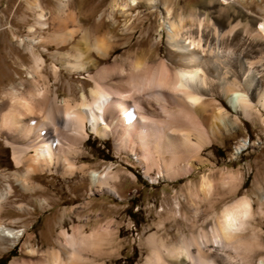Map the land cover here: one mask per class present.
I'll use <instances>...</instances> for the list:
<instances>
[{
	"label": "rangeland",
	"instance_id": "rangeland-1",
	"mask_svg": "<svg viewBox=\"0 0 264 264\" xmlns=\"http://www.w3.org/2000/svg\"><path fill=\"white\" fill-rule=\"evenodd\" d=\"M124 1L0 0V104L3 89L29 84L33 56L40 57L39 71L59 100L80 101L82 95L89 98L92 70H74L61 63L63 54L74 52L72 46L78 43L81 31H98L109 42L105 55L98 54L97 49L91 51L99 65L115 60L126 66L128 57H147L149 61L165 57L168 21L183 15L185 24L194 25L190 13L205 16L206 41H215L213 26L221 30L223 64L213 61V66L222 71L226 63L230 69L220 77L239 83L241 75L234 72L233 60L239 54L253 60L257 85H264V36L256 32L264 20V0H160L171 9L170 18H162L146 0H136L122 14L117 4ZM60 5L64 14L57 13ZM40 11L45 17L42 27L37 23ZM106 23L114 27L112 32H107ZM207 57L213 59L212 55ZM211 78V90L204 96L207 112L221 106L228 128L204 148L196 160L197 167L173 180L155 170L148 178L133 157L116 151L111 136L102 138L92 132L71 157L77 167L72 173L60 164L26 170L25 163L18 166L13 161L7 136L0 129V224L19 234L14 241L0 236V264L25 256L29 248L41 250L55 245L54 238L62 228L70 232L79 224L89 233L105 223L110 226L111 242L102 246L106 254L99 255L96 263L141 264L149 253V234L167 245L176 244L180 235L209 232L222 207L239 196L251 204L245 232H256L264 244V109L254 105L250 118L234 113L218 95L221 88L214 71ZM240 88L244 89L242 85ZM250 97L254 99V93ZM239 145L242 148L237 149ZM104 172L112 174L109 184L116 194L96 190L98 182L92 174L102 178ZM202 176L210 181L206 189L198 187ZM189 201L195 210L189 209ZM261 255L264 251L254 256Z\"/></svg>",
	"mask_w": 264,
	"mask_h": 264
},
{
	"label": "bare ground",
	"instance_id": "bare-ground-1",
	"mask_svg": "<svg viewBox=\"0 0 264 264\" xmlns=\"http://www.w3.org/2000/svg\"><path fill=\"white\" fill-rule=\"evenodd\" d=\"M136 3V0L135 3L126 0L117 4V8L124 14L130 5ZM146 5L158 10L162 18L171 17V9L165 1L146 0ZM58 10L57 13H61L62 7H58ZM113 13L110 11L109 15L113 17ZM37 16V23L44 26L43 12L40 11ZM188 17L194 21V25L185 24L183 15H179L175 21H168L166 41L169 47L165 57H157L154 61H149L147 57L143 60L128 57L126 66L115 60L99 65V61L91 56V51L97 49L98 54L105 55L107 50L104 48L109 46V42L97 34L98 31H81L78 43L72 46L74 52L63 54L61 62L74 70H92L89 78L93 88L89 98L82 95L80 101L73 98L59 100L56 91L50 89L47 79L45 81L42 71H39L40 57L33 56L29 84L11 85L1 92L0 129L7 136L6 143L11 147L15 164L20 166L25 163L24 168L31 171L60 164L65 171L72 173L77 167L71 157L76 154L77 146L88 132H92L102 138L111 136L116 151L133 157L148 178H151V170L161 173L167 180L188 175L199 164L196 160L204 148L221 130L228 128L222 107L218 106L216 111L210 113L207 112L208 104L204 102V96L211 90L213 71L216 84L221 88L218 95L224 98L234 113L250 118L254 105L264 109V85H257L258 73L253 69V60L233 54L236 65L234 72H239L241 78L238 84L234 83V79H223L220 74L224 75L230 69L228 65L224 63L222 68L225 70L222 71L213 66V61L223 64L219 46L221 30L213 26L215 41L210 43L203 38L205 16L190 13ZM261 24H264V20L258 24L256 32L264 36L259 27ZM106 27L109 33L114 30L110 23H106ZM207 55H212L213 59ZM154 74H164L172 80H179L180 74L195 75L191 82L182 83L180 90L164 91L160 98H149L147 92H140L139 85L146 87ZM252 93L254 99L250 97ZM237 97L240 99L237 100ZM192 100L196 102L192 103ZM164 121L167 123L161 127ZM242 145L237 149L242 148ZM98 175L92 174L98 182L96 190L115 193L109 184L112 174L104 172L100 176L102 178ZM209 185L210 181L202 176L198 187L206 189ZM241 201L247 202L251 216L248 198L236 197L222 207L209 232L201 230L196 234L180 235L176 244H163L161 240L156 241L153 234H149L146 237L149 253L141 264H192L191 258L201 251L197 242L205 234L209 239H215L222 213ZM188 206L195 210L191 201ZM245 223L246 227L239 234V239L230 244L225 242L229 250L208 245L211 251L207 255L213 264H264V255L258 258L254 256L264 251V244L259 241L256 232H245L248 227L247 221ZM109 234V223L98 225L89 233H85L79 224L72 226L70 232L62 228L54 238L55 245L41 250L29 248L25 256L12 258L7 264H97V257L106 254L102 246H108L111 242ZM18 235L12 228L0 224V236L14 241ZM185 241H191L193 247L184 256L177 255L173 259L169 255L170 251L178 249Z\"/></svg>",
	"mask_w": 264,
	"mask_h": 264
},
{
	"label": "snow or ice",
	"instance_id": "snow-or-ice-1",
	"mask_svg": "<svg viewBox=\"0 0 264 264\" xmlns=\"http://www.w3.org/2000/svg\"><path fill=\"white\" fill-rule=\"evenodd\" d=\"M132 3H135V0H132ZM259 27L261 31L264 32V24L259 25ZM193 47H197V45H193ZM194 75L195 74L192 76L180 74L179 80H172L167 78L164 74L159 76L154 74L147 82L146 87L143 84L139 85L140 92H147L149 98L152 96L160 98L161 93L164 91L175 92L180 90L182 83L191 82L194 79ZM236 99L238 100L240 97ZM191 102L195 103L196 101L192 100ZM164 115L167 116L168 114L164 113ZM151 123L155 124L156 122L152 121ZM166 123V121L161 122L160 126L163 127ZM248 219H250V212L246 201L237 202L228 209H225L222 213V219L219 220V228L216 230L215 239H209L208 235L205 234L202 240L197 242L201 251L191 258L192 264H213L212 259L207 255V253L211 251L208 245H214L217 249L229 250L228 244L239 239V234L243 232L246 227L245 222ZM226 241L228 244L225 243ZM191 247H193L192 242L185 241L178 249L170 251L169 255H171L173 259H175L177 255L184 256Z\"/></svg>",
	"mask_w": 264,
	"mask_h": 264
}]
</instances>
